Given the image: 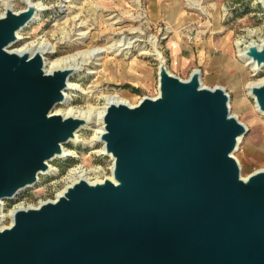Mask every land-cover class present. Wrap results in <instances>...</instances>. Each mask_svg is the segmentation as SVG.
I'll return each mask as SVG.
<instances>
[{
  "label": "water",
  "instance_id": "1",
  "mask_svg": "<svg viewBox=\"0 0 264 264\" xmlns=\"http://www.w3.org/2000/svg\"><path fill=\"white\" fill-rule=\"evenodd\" d=\"M25 4L0 15V221L2 200L34 185L87 125L53 113L78 70L48 73L39 53L8 49L43 9ZM242 49L264 65V42ZM155 53L158 94L103 113L111 178L15 209L0 227V264H264V169L242 177L232 155L246 126L221 86H203L199 69L182 80ZM250 94L264 114V83Z\"/></svg>",
  "mask_w": 264,
  "mask_h": 264
},
{
  "label": "rangeland",
  "instance_id": "2",
  "mask_svg": "<svg viewBox=\"0 0 264 264\" xmlns=\"http://www.w3.org/2000/svg\"><path fill=\"white\" fill-rule=\"evenodd\" d=\"M32 1L43 9L8 49L32 51L34 44L44 43L51 47L41 54L46 70L62 56L109 47L119 39L121 44L134 40L123 51L101 53L73 74L64 92L66 99L53 108L54 113L66 116L89 108L96 112L105 107L108 95L131 106L145 96L155 97L157 52L170 74L186 80L199 69L203 86L218 85L226 91L230 114L247 128L232 153L240 174L246 177L264 169V114L250 94V86L264 82V65L255 70L239 55L244 45L264 42V9L259 0ZM8 2L0 0V15ZM9 7L22 10L25 0H11ZM91 118L87 121L92 124L80 128L76 140L63 144L64 156L49 161V170L39 174L34 185L2 200L0 227L10 225L13 210L53 200L73 182L74 168L90 182L111 177L113 159L96 138L101 121Z\"/></svg>",
  "mask_w": 264,
  "mask_h": 264
},
{
  "label": "bare ground",
  "instance_id": "3",
  "mask_svg": "<svg viewBox=\"0 0 264 264\" xmlns=\"http://www.w3.org/2000/svg\"><path fill=\"white\" fill-rule=\"evenodd\" d=\"M11 0H9L10 2ZM9 2L6 4V8H10L9 7ZM3 14V13H2ZM1 14V15H2ZM18 36V34H17ZM84 37V36H83ZM83 37H80L78 39H80L81 41L83 40ZM134 40H129V41H124L122 44V40H115L114 43L112 45H110L109 47H105V48H99V47H94V48H89V49H85V50H80V51H77L76 53H72V54H68L66 56H62L58 59H55L54 61H52L50 63V66L49 68L46 70L45 69V62H44V69L46 72L50 73L52 72L53 70L55 69H63V68H73L75 70H80L82 69L85 65H89L90 63H94L93 61L94 60H97V56H99L101 53L103 52H108V51H123L124 49H126L128 47V45L130 43H132ZM260 45V44H258ZM51 49V47H48L47 45H45L44 43H37V44H34V46L32 47V51L31 50H20V51H15V52H18V53H22V52H28L30 51V54H34V53H39L40 55L42 53H45V52H48L49 50ZM239 55L241 56V58L246 62V64H249L251 65V67H253L255 70H258L257 67H256V64L254 62H252L248 57H245L244 55V50L240 51ZM42 56V55H41ZM43 58V57H42ZM43 61H44V58H43ZM92 73V72H91ZM68 83H69V80L67 82V88L64 90V92L68 89ZM264 83V82H262ZM261 84V83H259ZM255 85H258V84H255ZM63 92L64 94V99L62 101V103H64L65 101V93ZM104 97V96H103ZM105 107L104 108H101L100 110L98 111H94L93 108H89L88 110L86 111H77V112H71L69 111L67 113L66 116H73V117H77V118H81V119H84L86 122H87V125H90L92 123H90L89 120L91 118L92 115H94V118L99 121H101V127L99 128L98 132H97V137L98 138L97 140L99 141V135L103 132V123H102V116H103V113L105 111V108L108 104L110 103H119V102H123L122 99L118 98V97H115V96H105ZM54 113V112H53ZM64 116V115H62ZM64 116V117H66ZM92 119V118H91ZM92 121V120H91ZM73 141V140H72ZM239 142H240V139H239ZM238 142V143H239ZM101 144L103 145V143L101 142ZM62 149H63V146H62ZM104 150V149H103ZM63 154H64V151H63ZM70 174L72 175V178H73V182L78 180V179H85L84 178V175L82 173V170H80L78 167L77 168H74L70 171ZM111 178V177H110ZM86 180V179H85ZM14 211V210H13ZM12 214L13 212L11 213V221H12ZM2 217H3V214H2Z\"/></svg>",
  "mask_w": 264,
  "mask_h": 264
}]
</instances>
